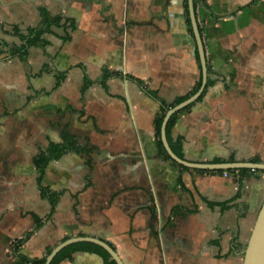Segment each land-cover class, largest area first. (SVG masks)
Here are the masks:
<instances>
[{
	"label": "crops",
	"instance_id": "crops-1",
	"mask_svg": "<svg viewBox=\"0 0 264 264\" xmlns=\"http://www.w3.org/2000/svg\"><path fill=\"white\" fill-rule=\"evenodd\" d=\"M252 2L197 3L208 86L170 132L187 162L264 164V0ZM41 8L73 28L11 53ZM0 44V264L75 237L123 264H242L264 172L173 165L156 146L160 102L191 96L201 74L184 0H0ZM64 134L76 150L44 169L49 215L33 160ZM75 244L58 264H104Z\"/></svg>",
	"mask_w": 264,
	"mask_h": 264
},
{
	"label": "trees",
	"instance_id": "trees-1",
	"mask_svg": "<svg viewBox=\"0 0 264 264\" xmlns=\"http://www.w3.org/2000/svg\"><path fill=\"white\" fill-rule=\"evenodd\" d=\"M199 1L200 0H193L194 9H196L197 3ZM256 1L257 0H253L252 3H255ZM184 9L186 12V22H187V25L189 27V30L191 31L190 20L188 17V10H187V0H184ZM40 18H41V23H40L39 27L28 29V32L26 35H20L18 30L14 29V34L18 35L20 37V39L24 42V44L17 49L10 50L11 53H13V54L17 53V52L23 53L24 49L25 48L27 49L28 47H40L43 49L48 44V41L45 40L44 35L52 33L53 28H55V27L58 28V27L64 26L65 28L72 29L74 26V24L70 20H64L60 16H51L43 8L40 9ZM66 23H68V25ZM65 25H67V26H65ZM67 38H68V36L64 37V39H67ZM0 46H2V45L0 44ZM201 79L202 78H201V74H200L199 80L195 86V89L193 90V93L196 92L198 90V88L200 87ZM59 81H60V78L56 77L55 87L58 86ZM207 86H208V82L205 85L204 90H203L202 94L200 95V97L198 98V100L202 97ZM185 99H187V97L176 98L170 105H168L164 102H160L159 113L154 118L155 140H156L157 149H158L160 155L165 160L170 161L173 165H177V164L169 158V156L165 152V150L162 146V143L160 141L161 122H162L165 111L169 107H172V106L184 101ZM190 106H187L182 111L187 110ZM182 111L173 114L169 118L167 126H166V138H167V141L169 143V146H170L171 150L174 152V154L181 159L183 158V154L181 152V147L178 143H176V144L172 143L171 138H170V132H171L173 126L175 125L179 114ZM68 150H71V151L76 150V146L72 142L71 138L68 137L66 134H64L61 142H59V143L51 142L49 144V146L47 147V149L44 152H41L38 155H36L34 157V160H33V164H34L36 171L38 173L37 183L39 185V191H40L41 195L43 197H45L50 204L49 215L52 214L54 211V207H55V204L57 201V195L52 193L46 187H43L41 185L43 172H44V169H45V167L49 161L58 159L63 153H65ZM214 163H221V161L217 160ZM226 171L232 172V173L237 172V174H243V172H246L248 170L247 169H239V170H226ZM89 245H91L101 255L104 264H115V262L110 259L109 255L103 249H101L98 246L92 245V244H89ZM77 248H78V246L76 244L68 246L66 248H63L62 250H60L56 254V256L53 258V260L51 261L50 264H58L61 260L67 258ZM43 263H44V259L35 260L32 262V264H43Z\"/></svg>",
	"mask_w": 264,
	"mask_h": 264
},
{
	"label": "water",
	"instance_id": "water-1",
	"mask_svg": "<svg viewBox=\"0 0 264 264\" xmlns=\"http://www.w3.org/2000/svg\"><path fill=\"white\" fill-rule=\"evenodd\" d=\"M187 10H188V16L190 20L191 30H192L195 43H196V50H197L198 57H199L202 80H201L200 87L195 93H193L191 96H189L184 101L168 108L165 111L162 122H161V128H160V141L162 143V146L171 160H173L178 165H181L186 168L205 169V170H222V171L247 169V170L264 172V164L256 163V162L255 163L254 162L220 163V164L190 163V162L185 161L184 159L177 157L174 154V152L171 150L168 144V141L166 138V126H167L169 118L173 114L183 110L187 106H190L195 101H197L200 95L202 94L205 84H206L207 67H206V61H205V52H204L199 28L197 25L193 0H187ZM77 242H89V243L95 244L101 249H103L109 255L110 259L115 262V264H123V262L121 261L117 253L113 250V248L110 245H108L107 243L103 242L100 239H95L91 237H75V238H69L65 240L64 242H61L45 257L43 264H50L54 256L60 250H62L63 248L71 244L77 243ZM242 264H264V199L257 213L250 236L248 238L246 247L244 249Z\"/></svg>",
	"mask_w": 264,
	"mask_h": 264
},
{
	"label": "built area",
	"instance_id": "built-area-1",
	"mask_svg": "<svg viewBox=\"0 0 264 264\" xmlns=\"http://www.w3.org/2000/svg\"><path fill=\"white\" fill-rule=\"evenodd\" d=\"M224 175H227V173H223ZM17 259V257L15 256V257H13V260H16ZM28 264H31V263H28Z\"/></svg>",
	"mask_w": 264,
	"mask_h": 264
}]
</instances>
